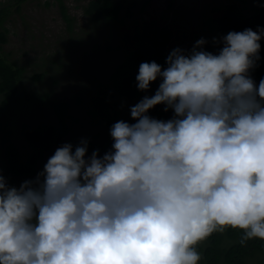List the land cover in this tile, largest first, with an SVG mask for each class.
I'll return each mask as SVG.
<instances>
[{
	"label": "clouds",
	"instance_id": "clouds-1",
	"mask_svg": "<svg viewBox=\"0 0 264 264\" xmlns=\"http://www.w3.org/2000/svg\"><path fill=\"white\" fill-rule=\"evenodd\" d=\"M264 28L229 32L218 54L174 49L139 66L158 90L118 121L103 156L88 142L57 148L19 187L0 175V264H199L198 245L240 230L264 241ZM174 112L157 120V105Z\"/></svg>",
	"mask_w": 264,
	"mask_h": 264
},
{
	"label": "rangeland",
	"instance_id": "rangeland-1",
	"mask_svg": "<svg viewBox=\"0 0 264 264\" xmlns=\"http://www.w3.org/2000/svg\"><path fill=\"white\" fill-rule=\"evenodd\" d=\"M62 1L73 17L74 34H68L57 0H22L15 5L12 1L11 30L2 44L9 59L24 65L23 78L29 79L33 71L43 73L34 82V88L50 91V96L57 99L80 96V102L64 117L67 133L59 147L94 132L98 133L95 140L111 138L112 126L102 123L119 117L120 113L130 115L127 107L135 106L144 96L155 92L154 81L148 91L139 94L142 98L132 97L121 104L131 92H125L107 77L127 50L149 45L161 46L167 52L176 48L190 52L202 38L206 44L222 46L213 42L222 40L215 34L218 20L224 15L238 17L251 5L248 0H134L133 14L116 23L103 19L93 21L84 11L88 0ZM231 5L235 6L229 9ZM105 80L114 83L104 88L112 93L108 98L103 96ZM21 121L36 126L42 136L38 144L25 145L22 150L38 154L49 151L48 146L54 145L59 132L55 114L24 103L13 121L16 133ZM49 127H54V131L48 133ZM43 166L44 163L42 169Z\"/></svg>",
	"mask_w": 264,
	"mask_h": 264
},
{
	"label": "trees",
	"instance_id": "trees-1",
	"mask_svg": "<svg viewBox=\"0 0 264 264\" xmlns=\"http://www.w3.org/2000/svg\"><path fill=\"white\" fill-rule=\"evenodd\" d=\"M12 1L15 5L22 0L0 1V175H3L9 185L19 187L24 181L35 179L38 173L43 171L47 163L46 156L50 158L54 155L56 148L65 139L67 128L64 117L68 115L67 111L74 104L79 103L81 98L78 95L70 99H57L51 97L50 92L47 90H37L34 88V82L38 81L43 76V73L33 71L29 79L23 78L24 65L18 64L14 59H9L6 53H4L2 44L6 41L11 30L9 18ZM57 1L60 13L67 25L68 34H74L76 31L74 29L73 17L68 13L63 1ZM248 2H251V5L248 7L246 13L238 17L224 15L218 20L215 31L218 37L223 38L233 31L242 32L249 28L257 31L264 28V0H248ZM134 4V0H88L84 5V11L87 15H90L93 21L103 19L118 23L125 16L133 14L132 8ZM234 6H229V9L234 8ZM260 44V58L256 62V66L249 70V75L257 87L261 79H264V38L260 40ZM222 47L223 45L217 47L205 44L203 50L218 54ZM170 53L171 51L167 52L161 46L144 45L133 50H127L123 57H120L119 61L113 65V71L108 75L107 80H115L117 87H122L125 92H131V96L129 95L126 99L122 100L121 104L126 103V101L128 102L132 97L142 98L139 94L144 91H140L136 87V76L138 75L141 63L155 61L161 65L162 69L166 68V59ZM161 82L160 79L154 82L155 92L158 90ZM106 84H110L108 85L109 88L114 85L113 82L106 83V80L102 83L104 98H108L109 94H112L109 90L105 91ZM155 92L150 94L149 97L153 96ZM24 103L32 105L39 110L45 109L53 112L57 118L59 132L54 140V145L48 146L50 150L47 152L38 154L22 150V147L25 145L32 146L38 144L42 138L40 130L26 121H21L18 125V133L15 132L13 121L21 105ZM165 107L163 104L157 105L153 109H150L147 114L157 120H170L173 118L174 112L171 109L165 111ZM120 114L119 117H115L107 122L104 121L102 124L112 126L118 121H125L130 124L136 122L131 118V115ZM54 129V127H49L48 133L53 132ZM97 136V132H94L91 136L82 135L76 142L71 143L73 150L82 140H86L88 142V156L95 150H98L99 155L103 156L111 150L114 141L112 137L98 141L95 140ZM38 159L40 160L39 164ZM37 168L40 169L36 172ZM241 235L242 232L240 230L231 228L227 229L224 233H213L198 245V251L202 256L199 264H264V241L254 239L247 241L245 245H241Z\"/></svg>",
	"mask_w": 264,
	"mask_h": 264
},
{
	"label": "bare ground",
	"instance_id": "bare-ground-1",
	"mask_svg": "<svg viewBox=\"0 0 264 264\" xmlns=\"http://www.w3.org/2000/svg\"><path fill=\"white\" fill-rule=\"evenodd\" d=\"M119 85V84H118ZM50 92V91H49ZM30 106H32V105H30ZM34 116V115H33ZM54 118V117H53ZM20 119V118H19ZM23 154V153H22Z\"/></svg>",
	"mask_w": 264,
	"mask_h": 264
}]
</instances>
